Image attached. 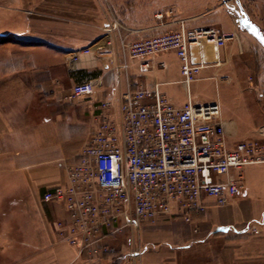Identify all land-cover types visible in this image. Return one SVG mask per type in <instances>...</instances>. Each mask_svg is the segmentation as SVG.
Wrapping results in <instances>:
<instances>
[{
    "label": "crops",
    "instance_id": "1",
    "mask_svg": "<svg viewBox=\"0 0 264 264\" xmlns=\"http://www.w3.org/2000/svg\"><path fill=\"white\" fill-rule=\"evenodd\" d=\"M240 1L264 31V0ZM166 3L153 0L141 8L134 0L126 5L119 0H0L5 39L14 40L5 42L0 110V264H264V164L243 171V189L228 205L206 198L209 208L193 223L163 215L139 230L127 229L105 240L115 252L99 259L79 255L60 238L57 222L68 220L65 204L44 201L48 190L67 185L69 167L97 132L96 102H111V114L119 120L120 105L131 92L159 84L175 105L187 103L188 87L174 52L143 61L131 59L120 45L179 31L182 22L188 30L234 34L215 58L208 44L190 50L205 65L193 84L218 79L235 88L239 113L234 118L222 113L230 147L252 140L264 144L263 46L240 28L222 0H192L178 12ZM161 13L162 21L156 18ZM87 48L92 54L73 69L71 54ZM86 82L94 85V95L68 102L72 88ZM193 91L192 85L194 96ZM251 101L257 110L250 108Z\"/></svg>",
    "mask_w": 264,
    "mask_h": 264
},
{
    "label": "built area",
    "instance_id": "2",
    "mask_svg": "<svg viewBox=\"0 0 264 264\" xmlns=\"http://www.w3.org/2000/svg\"><path fill=\"white\" fill-rule=\"evenodd\" d=\"M156 18L162 21L165 14ZM234 38L217 28L188 30L182 22L179 31L121 41L131 59L148 61L174 52L188 101L175 105L157 84L131 92L120 105L119 120L111 114V102L94 104L97 132L69 167L67 185L44 195L46 202H64L68 220L57 222L58 234L79 255L99 259L113 253L106 239L127 229L139 230L163 215L193 223L209 208L206 198L214 199L216 206L228 205L243 189V171L264 164L260 140L230 147L220 104H200L191 94L205 65L192 58L190 50L208 44L218 56ZM91 54L90 48L71 54L70 66L77 68L83 56ZM94 93L91 82L81 83L66 100L76 103Z\"/></svg>",
    "mask_w": 264,
    "mask_h": 264
},
{
    "label": "rangeland",
    "instance_id": "3",
    "mask_svg": "<svg viewBox=\"0 0 264 264\" xmlns=\"http://www.w3.org/2000/svg\"><path fill=\"white\" fill-rule=\"evenodd\" d=\"M133 0H119L122 5H126ZM153 0H134L136 6L141 8H146ZM192 0H167L170 7H173L176 12L179 11V8L182 5L189 4ZM237 1L240 0H222L221 5L229 8L230 10H234L233 8H239L237 5ZM233 3V4H232ZM187 9H190V6H186ZM113 8V7H112ZM234 12V11H233ZM13 39H5V17L0 18V110L4 109L1 103V97L5 96V42L9 44H13ZM194 96L199 100H212L215 103H219L221 106L222 113L224 117L234 118L237 113H239L240 108H238L237 104L242 105L238 98V94L235 92V88H228L225 84L222 83L221 80H206L198 83V85H194ZM251 109L257 110L256 104H253L251 101ZM244 110V108H243ZM179 221L186 222L184 218L178 217ZM187 223V222H186Z\"/></svg>",
    "mask_w": 264,
    "mask_h": 264
},
{
    "label": "water",
    "instance_id": "4",
    "mask_svg": "<svg viewBox=\"0 0 264 264\" xmlns=\"http://www.w3.org/2000/svg\"><path fill=\"white\" fill-rule=\"evenodd\" d=\"M238 4L239 8H233V11L237 16L240 28L253 36L264 48V42H261V37H264V31L249 18L239 1Z\"/></svg>",
    "mask_w": 264,
    "mask_h": 264
},
{
    "label": "snow or ice",
    "instance_id": "5",
    "mask_svg": "<svg viewBox=\"0 0 264 264\" xmlns=\"http://www.w3.org/2000/svg\"><path fill=\"white\" fill-rule=\"evenodd\" d=\"M261 42H264V37H261Z\"/></svg>",
    "mask_w": 264,
    "mask_h": 264
},
{
    "label": "bare ground",
    "instance_id": "6",
    "mask_svg": "<svg viewBox=\"0 0 264 264\" xmlns=\"http://www.w3.org/2000/svg\"><path fill=\"white\" fill-rule=\"evenodd\" d=\"M213 50V49H212ZM213 54V57L215 56V54L214 53H212ZM215 58V57H214ZM167 96V95H166Z\"/></svg>",
    "mask_w": 264,
    "mask_h": 264
}]
</instances>
